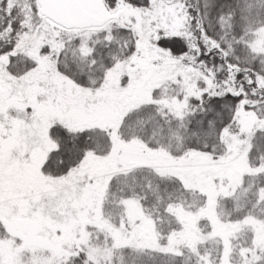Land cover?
Returning <instances> with one entry per match:
<instances>
[{
    "label": "snow or ice",
    "instance_id": "snow-or-ice-1",
    "mask_svg": "<svg viewBox=\"0 0 264 264\" xmlns=\"http://www.w3.org/2000/svg\"><path fill=\"white\" fill-rule=\"evenodd\" d=\"M0 264H264V0H0Z\"/></svg>",
    "mask_w": 264,
    "mask_h": 264
}]
</instances>
